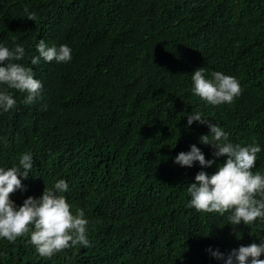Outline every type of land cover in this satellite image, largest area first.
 Returning a JSON list of instances; mask_svg holds the SVG:
<instances>
[{
  "label": "trees",
  "instance_id": "obj_1",
  "mask_svg": "<svg viewBox=\"0 0 264 264\" xmlns=\"http://www.w3.org/2000/svg\"><path fill=\"white\" fill-rule=\"evenodd\" d=\"M40 39L70 46L71 61L32 66ZM13 40L43 87L32 105L14 92L17 107L0 114V166L32 152L28 194L64 179L72 212L83 211L89 228L98 217L108 227L98 243L89 233L90 247L51 258L27 235L0 239V264H146L143 250L153 264H221L209 248L226 256L264 238V222L233 226L228 213L188 207L186 184L201 168L173 163L192 144L211 158L198 143L208 128L185 127L200 111L233 143H259L253 171H264V0H0V43ZM199 67L236 77L241 94L206 104L190 91Z\"/></svg>",
  "mask_w": 264,
  "mask_h": 264
},
{
  "label": "clouds",
  "instance_id": "obj_2",
  "mask_svg": "<svg viewBox=\"0 0 264 264\" xmlns=\"http://www.w3.org/2000/svg\"><path fill=\"white\" fill-rule=\"evenodd\" d=\"M28 18L32 19L30 15ZM12 43V47L0 43V114L17 107L14 92L25 94L20 102L32 105L41 98L43 87L42 82L35 78L33 68L19 62L26 56L24 45L15 40ZM35 53L29 60L32 66L42 61L68 63L72 59L70 46L49 45L43 39L35 44ZM191 82V93L212 106L231 104L241 94L239 80L221 71H213L209 77L205 75V69L199 67L192 72ZM185 117L186 128L194 121L208 128L207 134L198 137V143L213 150L211 158L205 159L201 149L192 144L188 151H181L173 158V163L181 167L191 168L196 162L201 168L191 183L186 184L184 180L189 197L187 206L220 216L228 213L227 220L233 226L264 222V171H253L257 154L262 150L260 144L255 141L243 146L233 143L223 125L206 119L200 111ZM157 131L160 133L161 125ZM221 157H225L223 162L216 163ZM214 163L213 172L205 171ZM33 168L30 151L19 155L16 166H0V239L14 243L18 237L27 235L36 253L44 258H51L69 248L90 247L88 237L93 233L96 243L101 241L107 233L106 220L98 217L96 225L89 228L90 219L83 211L75 208L72 212V206L64 195L69 190L66 180L58 179L42 185L39 197L28 194L33 188L23 187L22 180ZM11 193L23 200L22 204L17 205L10 199ZM207 251L221 264H264V259H260L264 255V238L258 244L233 249L226 256L218 249L209 248ZM139 252L145 254L146 264H153L146 256V250Z\"/></svg>",
  "mask_w": 264,
  "mask_h": 264
}]
</instances>
